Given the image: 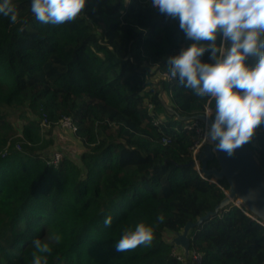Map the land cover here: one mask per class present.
<instances>
[{"label":"trees","instance_id":"1","mask_svg":"<svg viewBox=\"0 0 264 264\" xmlns=\"http://www.w3.org/2000/svg\"><path fill=\"white\" fill-rule=\"evenodd\" d=\"M12 3L19 22L0 15V264H31L35 238L52 248L48 264H184L164 233L213 210L228 187L189 164L185 121L161 102L181 116L203 110L207 98L160 75L193 41L151 0H86L60 26L38 22L31 0ZM200 59L211 62L210 52ZM63 115L84 145L79 164L64 156L52 165L40 151L52 144L40 123L51 129ZM248 145L264 169V123ZM138 222L154 228L151 246L116 251L122 229ZM188 236L200 264H264V221L243 205H227Z\"/></svg>","mask_w":264,"mask_h":264},{"label":"clouds","instance_id":"2","mask_svg":"<svg viewBox=\"0 0 264 264\" xmlns=\"http://www.w3.org/2000/svg\"><path fill=\"white\" fill-rule=\"evenodd\" d=\"M85 4L86 0H31L30 11L38 22L60 26L76 20ZM151 5L178 19L185 38L193 41L167 59L168 72L194 96L207 98L210 105L214 101L215 117L203 140L213 151L232 156L264 123V0H151ZM0 15L12 24L19 22L12 0H0ZM205 52H210L209 63L200 59ZM249 56L256 57L252 67L245 64ZM211 116L212 107L205 117ZM157 221L163 223L164 216ZM111 223V216L106 217L105 227ZM52 239L60 242L58 235ZM153 240L154 228L138 222L122 229L115 250L149 247ZM32 247L31 264H48L49 244L35 238Z\"/></svg>","mask_w":264,"mask_h":264},{"label":"water","instance_id":"3","mask_svg":"<svg viewBox=\"0 0 264 264\" xmlns=\"http://www.w3.org/2000/svg\"><path fill=\"white\" fill-rule=\"evenodd\" d=\"M230 46V45H228ZM256 57L249 56L245 64L249 67L254 66ZM233 91H236L234 88ZM165 111L170 115H175L180 120L197 118L205 120L210 126L215 117V107L210 118H206L203 113H196L192 116H181L176 110L161 99ZM200 170L206 177L213 178V181L224 178L228 185L224 197L215 205L213 210L207 211L199 216L195 221H187L180 231L175 232L169 239L171 245H177L182 249L185 257L189 255L190 238L188 236L191 229L200 224L210 215L217 214L218 211L229 204H235L239 200L252 214L264 221V169H262L248 143L234 150L232 156H228L223 151H213V145L205 144L198 154ZM215 160V165L209 162ZM194 166V162H189Z\"/></svg>","mask_w":264,"mask_h":264},{"label":"built area","instance_id":"4","mask_svg":"<svg viewBox=\"0 0 264 264\" xmlns=\"http://www.w3.org/2000/svg\"><path fill=\"white\" fill-rule=\"evenodd\" d=\"M160 75L163 79L169 80L172 78L168 71H164ZM146 105H147L148 110L151 111L153 108L152 102L148 101L146 103ZM210 107H212V113H213V105L212 104L210 105L208 103V99H207V101L204 104L203 110L200 113L207 115ZM165 122H166V119L163 115H155L152 117V123L156 126L165 125ZM58 124L61 127L65 128V129H67L73 133L76 132L77 127H76L72 117L69 115H63L60 118ZM41 125H47L45 119L42 120ZM208 127H209V125L206 123L205 120H200L197 118H190L188 120H185V122L182 126V129L187 130L190 134V143L188 145V149H189L190 154H191V160L194 162V168L199 173V175L202 176L203 178H206V176H204L200 170V163L198 160V154L200 152V149L205 144H210V143L204 142V140H203L204 134H205ZM160 139H161V142L165 143L169 140V137L166 134L162 133ZM9 143H10V141L7 142L5 149L2 151L3 155H5L7 153V146L9 145ZM210 145H212V144H210ZM14 146L17 150H21V148H22L20 143H16ZM61 158H62L61 152H59V150H54L50 154L47 162L52 164V165H57ZM214 182H216V181H214ZM235 205H237V204H235ZM239 207H241V206H239ZM170 254L175 259H177L178 261H182L184 264H200L202 261V255L199 251L194 250V249L190 250L188 257H185V255L182 252V249L175 244L171 246Z\"/></svg>","mask_w":264,"mask_h":264},{"label":"rangeland","instance_id":"5","mask_svg":"<svg viewBox=\"0 0 264 264\" xmlns=\"http://www.w3.org/2000/svg\"><path fill=\"white\" fill-rule=\"evenodd\" d=\"M40 133L43 142L49 139L52 140V144L44 148L43 150H40L41 152H45L48 153V155H50L54 150H59V152H61L62 154V157L66 156L75 160L77 164L80 163L79 155L84 150V145L82 144V142L79 140V138L76 136L75 133L61 127L59 124H56L53 128L48 129V125H41V123H40ZM20 141L21 140H17V142H15L14 145L16 143H21ZM215 164H216L215 160L209 162V165H215ZM235 204L239 206L242 205L241 202H239V200H235ZM164 237L169 239L171 238V235L166 232L164 233Z\"/></svg>","mask_w":264,"mask_h":264}]
</instances>
